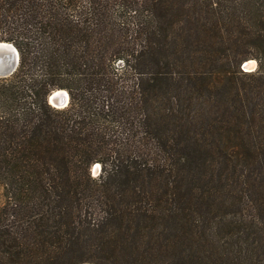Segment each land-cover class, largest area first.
Instances as JSON below:
<instances>
[{"label":"trees","instance_id":"16d2710c","mask_svg":"<svg viewBox=\"0 0 264 264\" xmlns=\"http://www.w3.org/2000/svg\"><path fill=\"white\" fill-rule=\"evenodd\" d=\"M0 41V264H264V0H0Z\"/></svg>","mask_w":264,"mask_h":264},{"label":"water","instance_id":"95a60500","mask_svg":"<svg viewBox=\"0 0 264 264\" xmlns=\"http://www.w3.org/2000/svg\"><path fill=\"white\" fill-rule=\"evenodd\" d=\"M11 45L14 50L11 49H0V77H7L11 75L15 70L17 69L19 65V51L16 48V46L7 41H0V45ZM250 59L246 60L245 62L249 61ZM244 62V63H245ZM243 63V64H244ZM61 90V89H56L54 90L49 96H48V101L50 104H52L55 107L63 108L68 105V101L66 103H63V100L59 99H53L52 95L55 91ZM66 90V89H65ZM100 166L99 163H95Z\"/></svg>","mask_w":264,"mask_h":264},{"label":"rangeland","instance_id":"374dc122","mask_svg":"<svg viewBox=\"0 0 264 264\" xmlns=\"http://www.w3.org/2000/svg\"><path fill=\"white\" fill-rule=\"evenodd\" d=\"M254 60V61H253ZM250 61V63H249V66H245L244 64L242 65V67H243V69H245V70H254L256 67H257V61L255 60V59H250L249 60ZM252 65V66H251ZM49 102V101H48ZM52 105V104H51ZM59 108V107H58ZM100 170H101V166H99V165H96V164H94L93 166H92V169H91V171H92V174L94 175V176H96V175H98L99 173H100ZM3 201H4V189H3V186H2V184L0 183V205L3 203Z\"/></svg>","mask_w":264,"mask_h":264},{"label":"bare ground","instance_id":"6f19581e","mask_svg":"<svg viewBox=\"0 0 264 264\" xmlns=\"http://www.w3.org/2000/svg\"><path fill=\"white\" fill-rule=\"evenodd\" d=\"M5 48L6 49H11V50H14L13 49V47L11 46V45H6V44H4V45H0V49H4L5 50ZM254 61V60H253ZM252 61V62H253ZM251 62V63H252ZM249 63H250V61H247V62H245V66L247 67V66H249ZM250 63V64H251ZM252 66V65H251ZM52 98L53 99H59V100H63V103H66L68 100H69V93L67 92V90H65V89H61V90H57V91H55L54 93H53V95H52ZM69 102V101H68ZM97 165V164H96Z\"/></svg>","mask_w":264,"mask_h":264}]
</instances>
